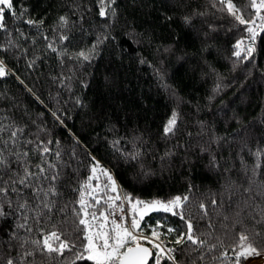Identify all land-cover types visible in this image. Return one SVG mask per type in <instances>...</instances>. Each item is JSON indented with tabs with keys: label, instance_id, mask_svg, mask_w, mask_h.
I'll list each match as a JSON object with an SVG mask.
<instances>
[{
	"label": "trees",
	"instance_id": "1",
	"mask_svg": "<svg viewBox=\"0 0 264 264\" xmlns=\"http://www.w3.org/2000/svg\"><path fill=\"white\" fill-rule=\"evenodd\" d=\"M233 2L246 18L254 15L250 0ZM115 7L114 20L98 15L96 0H19L17 16L5 13L0 59L9 74L0 77V126L5 129L0 137L7 140L13 128H23L8 149L28 152L33 171L43 163L36 143L53 141L44 160L56 164L60 174L58 195L45 198L55 208L52 213L44 210L40 225L48 229L54 224L65 238H76V190L91 175L94 154L113 167L125 193L133 197L188 195L184 212L208 245L219 240L227 247L242 230L259 231L257 239L264 242V224L256 223L264 209V157L252 173L257 163L253 153L264 148V33L255 41L253 57L238 60L233 45L247 33L219 10L216 0H116ZM61 16L67 17L66 25H61ZM28 19L44 23L29 25ZM64 35L69 39L61 40ZM100 35L110 38L91 60L77 56L90 50ZM217 84L220 90L214 92ZM172 111L179 114L177 129L165 136L163 126ZM113 141H118L115 147ZM133 152L140 155L130 159L127 154ZM18 167L12 165L13 170ZM97 181L92 180L93 186ZM40 183L47 186L49 181ZM23 195L30 205L29 224L37 228L31 217L40 201L30 188ZM99 198L96 208L101 211ZM158 220L183 230L179 217L164 212L149 213L141 227L148 232V225ZM13 222L9 217L7 224ZM208 245L193 251L191 244H169L177 248L180 264H229L222 248L209 251ZM36 260L57 264L40 256ZM246 264H255L254 259Z\"/></svg>",
	"mask_w": 264,
	"mask_h": 264
},
{
	"label": "snow or ice",
	"instance_id": "2",
	"mask_svg": "<svg viewBox=\"0 0 264 264\" xmlns=\"http://www.w3.org/2000/svg\"><path fill=\"white\" fill-rule=\"evenodd\" d=\"M96 2L100 17L112 20L116 18V0H96ZM18 3L19 0H0V30L6 29V12L12 16L18 15L16 11ZM216 3L221 5L220 11L227 12L238 25L244 26L243 30L247 33L246 36L236 40L233 45V56L238 60H248L253 57L256 50L255 41L260 33H264V0H250L249 7L255 10L254 15L250 18H246L244 12L237 7L233 0H216ZM213 6L215 7V3ZM25 13L26 9L21 10L19 15L22 16ZM198 14L203 15L202 13ZM165 19L171 20L172 18L165 17ZM183 19L186 24L191 22V17L185 16ZM59 21L61 25H66L68 22L65 16H61ZM26 23L42 25L44 21L28 19ZM109 38L108 35L98 36L90 50H81L77 56L85 61L91 60L96 49ZM68 39L69 37L66 35L61 36V40ZM49 47L51 48L52 45L49 44ZM141 63H145V61L141 60ZM8 74L9 70L4 60L0 59V77ZM220 87L217 84L213 91L218 92ZM52 115L59 120L56 113H52ZM178 120L179 114L172 111L163 126L165 136L175 134ZM4 130V127L0 126V132ZM23 131V128H13L9 132L7 140L0 137V143L3 145L0 147V219L5 221L0 224V264H38L37 256L46 258L48 261H55L57 264H76L77 261H89L91 264H167V262L180 264L175 255L177 248L170 247L169 244L175 246L191 244L196 246L193 251H199L208 245L206 239L196 234L191 218L184 212L190 199L188 195L143 200L125 193L121 197L119 185L111 170L104 167L95 156H90L91 175L76 190L79 192V198L74 202L78 208H73V214L77 217L75 221L76 238H65L66 233L54 224L51 228L46 229L40 225V221L44 218V210H47V213H52L55 203L45 198L58 195L55 181L59 179L60 175L55 171L56 164L44 160L43 154L52 151L47 145L52 144L53 141L36 143V149L41 153L43 163L37 164L36 171H33L27 159L28 152L18 153L8 149L9 144L17 143L19 134ZM26 143H33V141H26ZM117 143L118 141H113V146L115 147ZM139 155V152L127 154L130 159H136ZM253 155L257 159V163L252 169V173L255 175L256 170L261 167L259 161L261 157H264V148H258ZM55 156L59 159L60 152H55ZM211 163L215 166L214 157ZM13 164H17L19 167L13 170ZM44 164H47V168L44 167ZM48 169L53 170L52 175L47 174ZM98 173L106 178L103 187L99 184L93 186L91 183L93 179H99ZM5 176L7 179L4 178ZM41 180L49 181V184L45 186L40 183ZM25 188L32 189L34 197L40 201L33 209L35 215L31 217L39 225L37 228L29 224L30 217L26 213L30 205L28 199L23 195ZM105 189L116 193L115 196H108L105 201L107 208L113 210L107 213L98 211L96 208L101 202V198L96 193L104 192ZM245 191H250V189H245ZM12 194H15V201ZM116 201H123L130 205V220L123 215V203L117 205ZM211 203L216 205L217 201L213 199ZM199 207L206 215V205L201 202ZM116 211L121 213L119 221L114 218ZM151 212L170 213L172 216L179 217L183 222V230L179 227H166L158 220L155 226L148 225L149 231L145 232L141 223L145 216ZM261 213V218L256 223L264 224V209L261 210ZM239 214L238 212L237 216ZM9 217H14L15 222L7 224ZM110 217L113 218L110 219ZM48 219L51 220L50 215ZM6 224L7 226H5ZM162 228L164 231H161ZM34 231H37L39 235L33 237L31 234ZM22 232L24 235H21ZM260 236L259 231L250 233L242 230L235 235L234 240L227 247H224L223 241L218 240L217 243L208 245L209 251L220 247L222 248L221 256L229 261V264H242V261L264 257V242L257 239ZM169 237H171L170 240ZM65 253H70L71 257L66 256ZM199 259L203 260V255H200ZM192 264H196V261L193 260Z\"/></svg>",
	"mask_w": 264,
	"mask_h": 264
},
{
	"label": "built area",
	"instance_id": "3",
	"mask_svg": "<svg viewBox=\"0 0 264 264\" xmlns=\"http://www.w3.org/2000/svg\"><path fill=\"white\" fill-rule=\"evenodd\" d=\"M92 156H95L98 160L101 161V163L103 164L104 167L109 168L111 170L112 175L114 176V178L116 179V181H117V183L119 185V194L121 195V197H123V195L125 194V191H124V189H123L120 181L118 180L117 175H116L115 170L113 169V167L110 164L106 163L103 159L99 158L98 156H96L94 154ZM97 175L99 176V179L97 181V184H99L101 187H103L104 184H105V182H106V178L103 177L102 175H99V173ZM96 195L98 197L99 196H102L103 197V203L101 204V211H105L106 213L113 211L112 209H108L107 208V204L105 203V201L107 200V197L108 196H115L116 193L111 192L109 189H105L104 192H97ZM121 203H123V206H124V213H123V215L126 216V217H128L129 220H130V212H129L130 205L127 204L126 202H123V201H116V204L117 205H119ZM120 215H121V213L119 211H116L114 218H116L119 221ZM111 218H113V217H110V219Z\"/></svg>",
	"mask_w": 264,
	"mask_h": 264
},
{
	"label": "rangeland",
	"instance_id": "4",
	"mask_svg": "<svg viewBox=\"0 0 264 264\" xmlns=\"http://www.w3.org/2000/svg\"><path fill=\"white\" fill-rule=\"evenodd\" d=\"M259 21H257L258 23ZM254 259V262L255 264L258 263L261 259H264V257H258V258H253ZM242 264H246V262L242 261Z\"/></svg>",
	"mask_w": 264,
	"mask_h": 264
},
{
	"label": "crops",
	"instance_id": "5",
	"mask_svg": "<svg viewBox=\"0 0 264 264\" xmlns=\"http://www.w3.org/2000/svg\"><path fill=\"white\" fill-rule=\"evenodd\" d=\"M256 264H264V259H261L258 263Z\"/></svg>",
	"mask_w": 264,
	"mask_h": 264
}]
</instances>
